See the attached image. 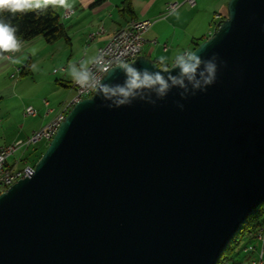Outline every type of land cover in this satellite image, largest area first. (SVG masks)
<instances>
[{
  "label": "water",
  "instance_id": "95a60500",
  "mask_svg": "<svg viewBox=\"0 0 264 264\" xmlns=\"http://www.w3.org/2000/svg\"><path fill=\"white\" fill-rule=\"evenodd\" d=\"M193 51L227 62L207 92L73 106L0 193V264L218 263L264 203V0H229ZM113 68L104 82L122 83Z\"/></svg>",
  "mask_w": 264,
  "mask_h": 264
},
{
  "label": "crops",
  "instance_id": "0c3cea01",
  "mask_svg": "<svg viewBox=\"0 0 264 264\" xmlns=\"http://www.w3.org/2000/svg\"><path fill=\"white\" fill-rule=\"evenodd\" d=\"M178 1L180 7L170 14H166L167 5ZM74 9V14L69 19H63L64 8L58 7L55 11L60 14L61 21L67 30L69 39L60 38L54 42H47L42 37L24 42L21 53L16 54L19 62L10 63L0 60V147L19 141H26L33 133L41 130L52 121L60 111L66 107L76 94L75 83L66 77L67 65L77 63L88 54L97 53L108 39L116 35L131 20H151L152 25L144 34L145 44L142 55L158 62L160 56L171 57L177 50L195 47L211 35L215 24L220 22L227 12L225 0H195L191 5L186 0H66ZM131 4L132 14L123 11L124 3ZM104 32L91 38L92 34L100 28ZM64 41L65 50L60 51L63 56L55 57V49H64V45L56 43ZM35 50V55L32 51ZM66 55V58L65 56ZM44 63V70L51 77V71L59 64L63 83L66 89L59 94L58 99L49 101L36 97L28 98L19 91L26 77L33 76L30 69L28 75H21L16 69L22 68L29 62ZM58 72V71H57ZM56 73V72H55ZM22 78H17L18 76ZM73 92H75L74 95ZM26 98V99H25ZM33 106L36 115L25 116L26 107ZM45 142L44 147L48 144ZM41 141V142H42ZM42 144H31L19 147L11 154L7 163L9 167L22 168L33 159L37 151H42ZM44 149V148H43ZM256 250L250 253L245 250L236 257V264H249L257 257L259 242H253Z\"/></svg>",
  "mask_w": 264,
  "mask_h": 264
},
{
  "label": "clouds",
  "instance_id": "9594fccd",
  "mask_svg": "<svg viewBox=\"0 0 264 264\" xmlns=\"http://www.w3.org/2000/svg\"><path fill=\"white\" fill-rule=\"evenodd\" d=\"M51 6L69 8L66 0H0V60L18 63L16 54L21 53L24 42L17 35L18 28L5 14L15 17L17 14L35 12L37 17L46 15ZM35 55V50L32 51ZM124 74L122 83H106L105 78L114 68L100 53L88 54L77 63L67 65L66 77L81 88L96 93L104 106L119 108L132 105L135 101H145L157 105L165 100L176 89L183 100L201 92L216 83L221 65L227 62L221 60L218 53L209 58H203L191 48H183L173 53L171 57L160 56L152 67L138 68L134 63L117 61ZM29 68L37 71V65ZM101 74H105L102 78ZM177 106L183 110L185 105L177 101Z\"/></svg>",
  "mask_w": 264,
  "mask_h": 264
},
{
  "label": "built area",
  "instance_id": "2783aa9c",
  "mask_svg": "<svg viewBox=\"0 0 264 264\" xmlns=\"http://www.w3.org/2000/svg\"><path fill=\"white\" fill-rule=\"evenodd\" d=\"M191 5L195 4V0H186ZM181 3L178 1L171 2L167 5L166 14H170L180 7ZM74 9L72 7L64 8L62 13L63 19H69L73 16ZM132 25V32H125V26L123 31L118 34L114 44H107L105 47H99L97 53L103 55L104 59L109 62L112 67L118 66L117 61L133 62L138 56L142 55L143 46L146 42L144 34L152 25L151 20H132L129 24ZM104 32V28H100L98 32L91 35V38H95ZM212 34V32H211ZM18 73L21 72V68H17ZM57 72V70H55ZM105 74H101L102 78ZM75 86H78L75 84ZM94 92L80 87V93H77V97L74 103L70 107H61L60 113H68L73 106L84 98L90 97ZM25 116L36 115V110L33 106H28L24 112ZM56 126H49L47 124L41 129L40 132L33 133L26 141L15 142L10 145L0 147V186L6 187L7 185L14 184L17 180L29 176L32 174L34 167L31 165H26L23 168H14L7 165L8 157L13 154L19 147L23 145H31L34 143L41 142L42 136H50L52 139V132ZM256 239L259 242V248L257 251V257L250 261L249 264H264V223L259 229ZM248 251H255L256 247L254 244L246 247ZM226 264H231L226 262Z\"/></svg>",
  "mask_w": 264,
  "mask_h": 264
},
{
  "label": "trees",
  "instance_id": "16d2710c",
  "mask_svg": "<svg viewBox=\"0 0 264 264\" xmlns=\"http://www.w3.org/2000/svg\"><path fill=\"white\" fill-rule=\"evenodd\" d=\"M123 11L132 14L131 4L129 2L124 3ZM5 16L10 19L15 26H17V35L22 38L23 42L31 41L37 37H42L47 42H54L60 38L69 39L67 30L64 27L63 22L61 21L60 14L53 10L51 6H49L46 15H41L39 17H37L35 12L17 14L15 17H12L10 14H5ZM226 17L227 12L224 15V18ZM217 24L218 23H216L215 25L217 26ZM199 44L200 43H196L194 49ZM29 65L30 63L28 62L22 68L21 75H28L30 73ZM42 154L43 150L37 151L36 149V157L30 161V164L27 165H31L34 167ZM263 223L264 203L256 208L248 217L246 223L241 227L234 238L228 243L217 264H224L226 262L236 264V257L240 255L241 252H243L244 250L248 253L252 252L246 250V247L254 244V241H257L256 235Z\"/></svg>",
  "mask_w": 264,
  "mask_h": 264
},
{
  "label": "rangeland",
  "instance_id": "374dc122",
  "mask_svg": "<svg viewBox=\"0 0 264 264\" xmlns=\"http://www.w3.org/2000/svg\"><path fill=\"white\" fill-rule=\"evenodd\" d=\"M225 1L227 4L229 0H225ZM214 29H213V31H214ZM59 44L64 45V46H62V47H64V49H62V50H60L59 48L55 49L54 53H55V57H57V61L59 58H61V56H63L62 54H64L63 52L60 53V51H63V50H65V48H67L66 47L67 45H65L64 41H60V43L54 44L53 45V46H55L54 48H57V46H59ZM64 56L66 58V55H64ZM36 65H37L38 70L33 71L34 72L33 76L26 77L27 79L25 80L24 84H21V86L19 87V91L22 94L26 95V97L28 98V102H31V100H30L31 98H36V97L38 98V100L39 99H42V100L46 99L49 101H53L55 99L57 100L59 97V94L66 89V86L64 84H62L63 83L62 78H60V76H62L60 68L63 66H61L59 64L58 66L54 67V68H56L55 70L58 71L56 73L53 72V68H52L51 77L48 78V75L46 74V72L44 70V63L41 62V60H40V61L36 62ZM17 78L21 79L22 76L20 75ZM74 94H75V92H73L72 95H74ZM76 94H77V89H76ZM42 143H44L42 145V150L44 152L46 150L45 148L48 146V144L44 147L45 142L42 141V142H38V145L42 144ZM34 144H37V143H34ZM23 146H25V145H23ZM29 146H31V145H29ZM35 157L36 156L34 155L33 159Z\"/></svg>",
  "mask_w": 264,
  "mask_h": 264
},
{
  "label": "bare ground",
  "instance_id": "6f19581e",
  "mask_svg": "<svg viewBox=\"0 0 264 264\" xmlns=\"http://www.w3.org/2000/svg\"><path fill=\"white\" fill-rule=\"evenodd\" d=\"M128 24H129V22H128ZM122 31H123V28L116 35H114L113 37H111L110 39H108V41L102 47H105L107 44H114V42L117 39L118 34L121 33ZM125 32H132V25H126L125 26ZM77 93H80V86L77 87ZM76 97H77V94L75 95V97L73 98V100L66 107H70L74 103V100H75ZM66 115H67V113H60V115L58 113V115L52 121H50L48 123L49 126H56L55 129H54V131L52 132V138L55 135V133L57 132L60 124L65 119ZM40 131L41 130H39L37 132H40ZM37 132H35V133H37ZM42 140H45V141L49 142L50 141V136H42L41 141ZM10 186L11 185H7L6 187L0 186V193L6 191ZM224 264H226V263H224Z\"/></svg>",
  "mask_w": 264,
  "mask_h": 264
}]
</instances>
